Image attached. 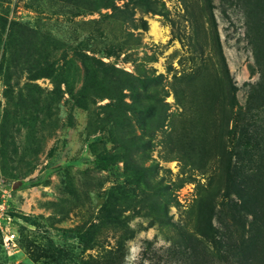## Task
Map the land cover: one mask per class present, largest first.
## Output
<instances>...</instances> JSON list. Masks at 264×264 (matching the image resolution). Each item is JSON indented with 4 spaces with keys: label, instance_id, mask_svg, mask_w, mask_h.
<instances>
[{
    "label": "rangeland",
    "instance_id": "rangeland-1",
    "mask_svg": "<svg viewBox=\"0 0 264 264\" xmlns=\"http://www.w3.org/2000/svg\"><path fill=\"white\" fill-rule=\"evenodd\" d=\"M0 6L34 31L0 53L19 244L0 238V264H126L137 248L133 264H264V158L250 180L226 175L234 113L264 81V0Z\"/></svg>",
    "mask_w": 264,
    "mask_h": 264
},
{
    "label": "trees",
    "instance_id": "trees-1",
    "mask_svg": "<svg viewBox=\"0 0 264 264\" xmlns=\"http://www.w3.org/2000/svg\"><path fill=\"white\" fill-rule=\"evenodd\" d=\"M8 5L11 4L12 0H0ZM108 5V4H105ZM0 6V53L2 58L8 53L9 48L20 47L22 48L25 43L32 44L29 36L33 34V29L22 31V25L14 20L13 16L9 15V11L1 8ZM143 29L147 28L146 21H143ZM13 25H16L14 27ZM17 27L19 28L17 32ZM14 31L16 33H14ZM17 35V37H15ZM21 39L24 44L20 45ZM264 99V81L260 80L253 84L250 88V94L247 99L244 108L238 107L232 118L234 125L230 128L227 133L228 137L235 138L233 144V153L229 151L228 165L226 175L228 180H250L254 176L258 175L259 166L261 160L264 158V125L263 121L260 120L259 108L263 103ZM244 110V111H242ZM257 120L262 122L256 126ZM232 121V122H233ZM251 125H254L251 128ZM232 156H237L236 160H232ZM235 158V157H234ZM249 161L248 162H245ZM82 165H93L95 167H105L109 162L108 157H99L94 159H82L78 161ZM254 163V164H252ZM257 163V167L255 165ZM60 236L64 240H71L78 237V233L68 229H60ZM50 241L49 249L57 250ZM57 252H60L58 250ZM75 261V260H74ZM78 264H90L88 261H80Z\"/></svg>",
    "mask_w": 264,
    "mask_h": 264
},
{
    "label": "built area",
    "instance_id": "built-area-1",
    "mask_svg": "<svg viewBox=\"0 0 264 264\" xmlns=\"http://www.w3.org/2000/svg\"><path fill=\"white\" fill-rule=\"evenodd\" d=\"M17 184L13 181L4 179L0 172V238L2 247L9 254L16 253L19 250L17 221L18 218L11 213L12 202Z\"/></svg>",
    "mask_w": 264,
    "mask_h": 264
},
{
    "label": "clouds",
    "instance_id": "clouds-1",
    "mask_svg": "<svg viewBox=\"0 0 264 264\" xmlns=\"http://www.w3.org/2000/svg\"><path fill=\"white\" fill-rule=\"evenodd\" d=\"M157 244H158V245H163V244H165V241L163 240L162 237L158 240ZM140 251H141V249H140V248H137V249H135V250L133 251V254H132V255H130V256H126V257H125L126 264H133V262H134L135 260L138 259V253H139Z\"/></svg>",
    "mask_w": 264,
    "mask_h": 264
},
{
    "label": "bare ground",
    "instance_id": "bare-ground-1",
    "mask_svg": "<svg viewBox=\"0 0 264 264\" xmlns=\"http://www.w3.org/2000/svg\"><path fill=\"white\" fill-rule=\"evenodd\" d=\"M150 27H152V25H151ZM154 27H155V26H154ZM154 30H156V28H155ZM157 31H158V30H157ZM154 32H155V31H154ZM150 33H151V32H150ZM157 35H161V34L157 32ZM160 39H161V38H160Z\"/></svg>",
    "mask_w": 264,
    "mask_h": 264
},
{
    "label": "water",
    "instance_id": "water-1",
    "mask_svg": "<svg viewBox=\"0 0 264 264\" xmlns=\"http://www.w3.org/2000/svg\"><path fill=\"white\" fill-rule=\"evenodd\" d=\"M17 186H18V183L14 185V188L16 189V188H17Z\"/></svg>",
    "mask_w": 264,
    "mask_h": 264
}]
</instances>
